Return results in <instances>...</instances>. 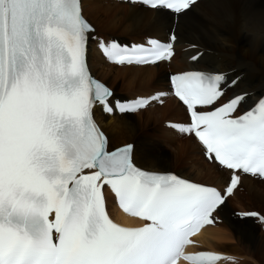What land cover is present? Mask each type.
Here are the masks:
<instances>
[{"label":"snow or ice","instance_id":"1","mask_svg":"<svg viewBox=\"0 0 264 264\" xmlns=\"http://www.w3.org/2000/svg\"><path fill=\"white\" fill-rule=\"evenodd\" d=\"M131 2L180 14L196 0ZM93 33L80 0H0V264H217L222 257L185 248L214 222L225 197L140 170L131 146L108 150L96 105L127 113L148 102L110 103L112 92L87 66ZM149 45L100 43L118 65L155 64L174 54L171 43ZM235 83L222 74L172 77L191 120L178 130L194 135L213 163L264 178V97L235 116L245 97L222 103L225 86ZM238 184L234 175L227 194ZM105 186L123 212L151 223L137 230L113 223Z\"/></svg>","mask_w":264,"mask_h":264},{"label":"bare ground","instance_id":"2","mask_svg":"<svg viewBox=\"0 0 264 264\" xmlns=\"http://www.w3.org/2000/svg\"><path fill=\"white\" fill-rule=\"evenodd\" d=\"M80 1L83 18L98 34L90 36L87 61L93 77L112 92L110 103L151 99L144 109L133 114H119L115 110L107 113L99 104L96 105L94 119L111 142L108 150L131 145L132 161L140 169L156 173H171L176 169L188 181L223 191L229 172L205 160L203 148L192 135L167 126L168 129H161L159 140V137L155 138L152 133L148 135L144 131L159 118L165 119L166 123H178L179 128L188 127L184 107L170 96L168 76L172 74L202 70L224 75L229 84L235 80V86H225L222 103L233 95L243 94L245 102L240 106L241 112L263 96L264 0H198L180 14L162 8L150 9L126 0ZM108 31L135 38L130 46L149 45V41L171 43L174 54L169 63L146 66L109 64L98 52L101 42H113L112 36L115 34L106 35L111 38L104 37L102 33L99 35V32L110 34ZM173 36L175 39L171 42ZM169 64L172 68H166L165 72L163 66ZM120 96L128 97V100H121L124 98ZM154 104L163 105L158 108ZM181 134L187 138L180 143L178 139ZM192 154L202 159L203 166H195L191 162ZM243 186L245 193H248L246 198L263 207L261 218L264 219V182L255 176L242 175L237 188L225 198V204L213 213L214 222L204 225L200 233L191 238L193 245L187 246L191 252L205 251L218 255L222 259L217 264H227L230 255L239 257V247L247 250L250 246L256 250L263 248L257 229L264 224L243 216L254 210L237 206L236 219L230 217L232 208L226 203L230 199L236 200L238 190ZM104 198L107 213L114 221L126 226L142 223H136L118 212L112 195L106 189ZM220 220L223 224H219ZM215 225L218 227L215 228ZM220 242L234 243L236 246L222 247L218 245Z\"/></svg>","mask_w":264,"mask_h":264},{"label":"rangeland","instance_id":"3","mask_svg":"<svg viewBox=\"0 0 264 264\" xmlns=\"http://www.w3.org/2000/svg\"><path fill=\"white\" fill-rule=\"evenodd\" d=\"M103 1V0H101ZM115 2V1H114ZM113 3V2H112ZM120 3V1H119ZM98 32V31H97ZM107 32V31H106ZM95 29H94V33L95 34ZM100 33H102L101 35H103L104 37H109L111 38V36H106V35H111V34H115V33H112L111 31H108V33L110 34H107V33H103V32H99V35ZM97 34V33H96ZM98 35V34H97ZM174 35L175 37L177 38L176 34H175V30H174ZM113 37V41L115 39H118L120 40L123 44H126V43H129L132 44L134 41L135 38L133 37H122L118 34H115L112 36ZM168 36H166L165 40L167 39ZM103 40H105L103 38ZM136 40H140L142 42H146L147 40H141V39H137ZM178 40V38H177ZM164 69H165V72H166V68L169 69V68H172V65L170 66V64L168 66H163ZM111 88V87H110ZM138 90V89H137ZM122 95V94H121ZM120 98H124V99H121V100H128L126 97L124 96H120ZM164 99V98H163ZM164 101V100H163ZM156 107L158 108H162V105H158V104H154ZM143 112H145L143 110ZM166 119H169V118H166ZM165 119H161L159 118L158 119V122H156L155 124H153L151 126V128H147L144 132L148 135H151L152 133V136L154 135L155 138H158L159 140H161V129H168L167 128V124L166 122H164ZM157 128V129H156ZM159 135V136H158ZM179 136V135H178ZM180 138L178 140H180L179 142H184L186 140V136L184 134H181L179 136ZM110 146H111V142L108 141ZM111 148V147H110ZM190 160L191 162L195 165V166H203V162H202V159H200V157H197L195 154H192L191 157H190ZM142 169V168H141ZM171 173H176L178 174L179 176H181L178 171L176 169H173L171 171ZM246 190L243 187L240 188V190H238V195L239 197L236 199V200H229L226 204L227 206L231 207L232 210H231V214H230V217L233 218V219H236L235 216L237 217L236 213H237V209L239 206L241 207H244L246 209H250V210H254L255 212H259L260 214H262L263 212V207L262 206H259L257 204H255L254 202H252L249 198H246L248 193L246 194L245 193ZM238 206V207H237ZM235 213V215L233 214ZM263 215V214H262ZM215 222H216V219H215ZM219 224H223L222 220L219 221ZM218 226L215 225V228H217ZM258 233L261 235L259 237V240H260V243H263L264 245V226H261L257 229ZM218 245L222 246V247H235L236 245L234 243H227V242H220L218 243ZM262 250V251H261ZM238 253L240 254L239 257L238 256H232L230 255V261H228L227 264H264V246L262 249L258 248V250L254 249V247L250 246L249 247V250L247 249H244V248H240L238 249ZM227 259V258H226Z\"/></svg>","mask_w":264,"mask_h":264}]
</instances>
